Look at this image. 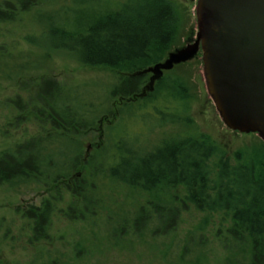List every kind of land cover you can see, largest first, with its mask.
I'll list each match as a JSON object with an SVG mask.
<instances>
[{
	"label": "trees",
	"instance_id": "16d2710c",
	"mask_svg": "<svg viewBox=\"0 0 264 264\" xmlns=\"http://www.w3.org/2000/svg\"><path fill=\"white\" fill-rule=\"evenodd\" d=\"M53 1L0 0V22H16L21 15ZM47 18L50 23L45 30L52 49L46 54L47 62L51 54L60 53L83 66L116 72L119 81L108 85L99 100L92 102L90 93L79 94L80 86L74 97L72 89L56 80L41 79L31 102L37 105L33 110L37 119L47 127L45 135L0 154V191L14 192L40 183L64 184L76 201L69 217L94 220L106 206L86 195L89 185L85 179L72 177L82 166L76 138L105 119L111 124L107 127L109 146L102 148L104 164L93 174L115 188L126 187L137 206L130 229L124 224L114 227L115 240L133 242L147 234L167 237L174 233L185 205L174 191L183 186L187 203L197 211H222L231 218L223 264H264V146L239 151L235 165L225 154H217L216 142L200 133L189 116L193 97L179 77L167 74L156 83L154 92L138 97L149 83V75L135 74L163 62L178 40L181 16L176 4L172 0H125L112 8L100 0H88L86 7H62ZM40 69L30 64L13 71L0 68V78L18 80L25 72ZM17 106L24 108L19 101ZM138 119L156 123L158 128L179 125L182 129L157 146H141L131 129ZM216 155L220 156L217 176L211 179L209 163ZM91 158L83 163L89 165ZM78 202L80 209L76 208ZM53 213L50 201L24 211V217L33 221L32 243L49 239ZM131 231L134 238H130ZM196 233L187 237L180 256L183 264L209 261L203 236L197 241ZM189 255L190 260L185 261ZM50 264L61 263L52 260Z\"/></svg>",
	"mask_w": 264,
	"mask_h": 264
},
{
	"label": "rangeland",
	"instance_id": "374dc122",
	"mask_svg": "<svg viewBox=\"0 0 264 264\" xmlns=\"http://www.w3.org/2000/svg\"><path fill=\"white\" fill-rule=\"evenodd\" d=\"M82 1L55 0L21 15L16 22H0V68L9 67L13 71L27 64L41 66L38 71L25 72L18 80L0 78V154L45 135L43 129L47 127L37 119L33 112L37 105L31 102L36 85L44 77L52 78L63 87L72 89L71 95L74 97L76 87H82L79 94L90 93L88 97H91L92 102L99 100L108 85L118 83L119 74L116 72L83 66L60 53L51 54L52 59L47 62V55L52 51L45 30L50 23L47 15L62 7H86L88 0H85L86 4ZM172 1L181 16V29L170 53L193 44L199 34L198 0ZM100 2L103 6L117 8L125 0ZM167 74L181 78L189 87L193 97L189 116L200 133L210 136L216 142L217 154H225L235 165L239 151L264 146V141L258 134L234 131L223 121L208 89L202 51L193 60L176 66ZM150 77L151 74L149 80ZM18 101L26 109L18 108ZM107 127L106 121L102 125L98 120L92 131L76 138L81 146L82 166L72 175L75 179L86 180L89 185L86 195L94 201L98 200L99 204L106 206V210L96 214L95 219L89 222L70 218V208L74 207L76 201L64 184H58L57 187L40 183L14 192L1 190L0 264H50L52 260H58L61 264H183L180 256L187 237L196 232L197 241L203 236L201 238L205 243L202 246L209 256L207 264H223L227 257L224 241L231 226V218L222 211H197L187 203V189L183 186L174 191L179 200L185 203L174 233L167 237L147 234L144 239L133 242L126 238H113L116 225L124 224L128 229L131 228L137 206L132 204L131 191L126 187L115 188L106 179L93 174L95 168H100L105 161L102 148L109 146ZM131 129L133 135L137 136L138 145L157 146L182 128L179 125L158 128L156 123L150 124L138 119ZM88 145L95 146L89 151L88 159L92 157L89 165L88 159L83 163ZM98 145L101 147L97 150ZM63 146L64 144L59 147L61 151ZM219 158L216 155L210 160L211 179L217 176ZM45 201H50L54 207L48 231L49 239L32 243L33 221L24 217V211L33 206L41 207ZM78 203L76 208H82L81 203ZM151 224L154 226L156 222ZM203 224L205 228L202 230ZM130 236L134 238L133 231ZM81 251L84 253L78 257L76 253ZM187 260H190V255L185 258Z\"/></svg>",
	"mask_w": 264,
	"mask_h": 264
},
{
	"label": "water",
	"instance_id": "95a60500",
	"mask_svg": "<svg viewBox=\"0 0 264 264\" xmlns=\"http://www.w3.org/2000/svg\"><path fill=\"white\" fill-rule=\"evenodd\" d=\"M197 40L135 76L150 75L139 98L200 51L209 92L225 124L264 141V0H198ZM111 125L108 120L101 119ZM88 145L85 161L89 151ZM75 178V177H73Z\"/></svg>",
	"mask_w": 264,
	"mask_h": 264
},
{
	"label": "bare ground",
	"instance_id": "6f19581e",
	"mask_svg": "<svg viewBox=\"0 0 264 264\" xmlns=\"http://www.w3.org/2000/svg\"><path fill=\"white\" fill-rule=\"evenodd\" d=\"M90 177V176H89ZM86 184V183H85ZM225 185V184H224ZM85 192V191H84Z\"/></svg>",
	"mask_w": 264,
	"mask_h": 264
}]
</instances>
